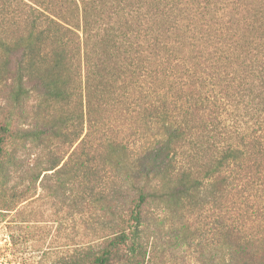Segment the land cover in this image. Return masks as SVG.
I'll return each instance as SVG.
<instances>
[{
    "label": "trees",
    "instance_id": "1",
    "mask_svg": "<svg viewBox=\"0 0 264 264\" xmlns=\"http://www.w3.org/2000/svg\"><path fill=\"white\" fill-rule=\"evenodd\" d=\"M0 92V184L71 145L29 173L102 231L66 264H264V0H0Z\"/></svg>",
    "mask_w": 264,
    "mask_h": 264
},
{
    "label": "rangeland",
    "instance_id": "2",
    "mask_svg": "<svg viewBox=\"0 0 264 264\" xmlns=\"http://www.w3.org/2000/svg\"><path fill=\"white\" fill-rule=\"evenodd\" d=\"M6 98V93L0 92V105ZM30 113L33 114L32 108ZM6 149L14 151L16 162L8 166L9 181L7 176L6 182L0 184V203L12 207L0 209V264H66L73 245L95 240L102 231L97 226L94 230L88 227L92 215L87 208L85 214L75 211L71 184L52 192L40 180L32 184L29 173L38 171L37 164L52 157L67 159L72 151L70 143L36 147L10 140ZM55 182L54 177L46 181L48 185ZM24 197L28 199L22 201ZM156 264L200 263L192 253L183 255L178 251L166 262Z\"/></svg>",
    "mask_w": 264,
    "mask_h": 264
}]
</instances>
